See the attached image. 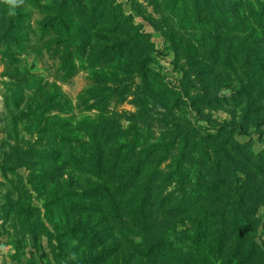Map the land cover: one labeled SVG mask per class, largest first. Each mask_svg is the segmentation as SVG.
Masks as SVG:
<instances>
[{
	"label": "rangeland",
	"instance_id": "obj_1",
	"mask_svg": "<svg viewBox=\"0 0 264 264\" xmlns=\"http://www.w3.org/2000/svg\"><path fill=\"white\" fill-rule=\"evenodd\" d=\"M79 1L82 20L64 0H0V264H89L111 248L92 264H188L145 256L181 221L223 239L219 264H264V108L229 99L239 79L264 95L251 12L264 0ZM94 141L101 173L75 164ZM97 187L118 219L80 196Z\"/></svg>",
	"mask_w": 264,
	"mask_h": 264
},
{
	"label": "trees",
	"instance_id": "obj_2",
	"mask_svg": "<svg viewBox=\"0 0 264 264\" xmlns=\"http://www.w3.org/2000/svg\"><path fill=\"white\" fill-rule=\"evenodd\" d=\"M64 3H67L69 7L73 10L74 14L82 20L83 17V8L81 7L80 1L77 0L74 2V0H64ZM254 16H258L261 20H264V1L263 3H259L257 7L252 3V11H251ZM66 34H68L66 32ZM218 52V51H215ZM234 56V55H233ZM243 61L245 62L244 64H248V57H244ZM238 84L240 85V89L236 92L232 93L231 97H229L230 101H232L235 105L239 103L238 98H242V95L245 97L243 99V104L246 103L245 107V115H251L254 113L258 108H264V104L261 106H258V101H263L264 102V95H258L254 96V90L256 89L254 83H249L246 85L243 80L239 79ZM247 91V93H246ZM242 104V103H241ZM255 125H264V120L262 121H256ZM68 140V143H71L70 139ZM78 157L79 160L75 161L76 165H81L84 163H92V170L98 173H101V168L104 166L105 160L107 158V153L106 150L102 147L100 148V145L94 141V144L91 147L88 146H82L79 148L78 151ZM94 154V157H92ZM65 169L64 167H61L53 172H48L42 175V177L46 178L47 180L51 182H55L57 179L62 177V171ZM137 171V169H136ZM138 172L135 174V178H137ZM151 178L147 184H145L146 190H144L139 197H137L138 205L141 210H145L147 208V204L149 203L151 199V193L149 192L148 188L152 184V175H150ZM133 179V178H132ZM131 182H129L130 184ZM77 193V192H75ZM82 197H90L94 198L100 203H103L104 205H107L109 207V213L112 218L115 220L118 219V208L114 203L113 196L110 194V192L106 188L102 187H97V188H90L83 193H80ZM72 206V207H71ZM76 203L70 204V207L73 208V210L76 209ZM82 212H87L89 210L94 211L95 209L93 206L89 205H81ZM39 209L35 207H31V213L33 214V211H38ZM192 221V220H191ZM122 223V221H121ZM195 229L194 231H192ZM192 228H183V221H181L178 225H175L173 227H169V229L166 232H163L160 237L157 238L155 243H153L148 252L145 254V256L149 257L152 255L153 252H159L161 253L164 257L168 258H182L183 262H187L188 264H192L191 258H194L197 256L194 251L196 250L197 252H201L203 249V254L202 258L199 262V264H219V261L222 258V251H223V239L218 240L216 244L213 246H210L206 244V237L205 233L202 231L200 226H195ZM106 238V237H105ZM192 243L194 246L188 251L185 252L183 249L184 247L187 246L188 243ZM100 246V241L97 238H92L91 240V247L92 248H97ZM113 252V248L108 249L106 251L101 252L96 259L89 260L86 263L92 264L96 260L101 261V259L107 260L109 258V254ZM184 257V259H183ZM104 260V261H105ZM196 262H194L195 264Z\"/></svg>",
	"mask_w": 264,
	"mask_h": 264
},
{
	"label": "clouds",
	"instance_id": "obj_3",
	"mask_svg": "<svg viewBox=\"0 0 264 264\" xmlns=\"http://www.w3.org/2000/svg\"><path fill=\"white\" fill-rule=\"evenodd\" d=\"M5 2L11 6L12 9H15L19 5L24 3V0H5ZM12 14H15L14 12Z\"/></svg>",
	"mask_w": 264,
	"mask_h": 264
}]
</instances>
